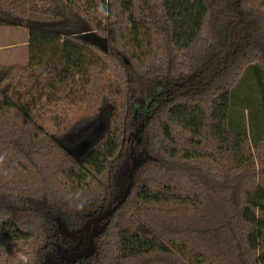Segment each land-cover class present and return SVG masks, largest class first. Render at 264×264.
Masks as SVG:
<instances>
[{
  "label": "trees",
  "instance_id": "16d2710c",
  "mask_svg": "<svg viewBox=\"0 0 264 264\" xmlns=\"http://www.w3.org/2000/svg\"><path fill=\"white\" fill-rule=\"evenodd\" d=\"M17 26L29 98L0 80V264L20 244L32 264H264V0H0ZM158 83L174 101L127 195L133 105Z\"/></svg>",
  "mask_w": 264,
  "mask_h": 264
},
{
  "label": "rangeland",
  "instance_id": "374dc122",
  "mask_svg": "<svg viewBox=\"0 0 264 264\" xmlns=\"http://www.w3.org/2000/svg\"><path fill=\"white\" fill-rule=\"evenodd\" d=\"M12 28L18 29L13 30ZM75 31L78 32L80 30ZM29 39L30 30L28 27L0 28V80L5 86L11 89L14 95L24 102L28 101L29 98L30 45L23 42H27ZM19 43L21 45H18ZM15 53L18 55L14 57ZM166 89L164 84L158 83L156 86H153L150 95L141 99L138 98L134 102L130 130L124 142L126 149H129V155L124 168L120 171V173L122 172L121 178L126 183L125 193L132 185V182H135L136 171L143 165L144 161L151 157L149 147H146L142 142L143 135L151 126V117L155 116L161 108L174 101L173 95H170ZM209 95H213V92H209ZM72 136L73 134L65 139L66 147L69 151L74 150L73 148L75 146L73 145L75 142L73 141L77 138V136ZM68 145L71 148H68ZM170 161L173 165H181L180 160ZM190 167L192 168L188 171L200 177L207 189L212 188L213 190H218L223 187L235 186L229 179L224 178V172L217 169L207 171L208 169L200 164L187 165V168ZM117 176H119V173ZM236 187L239 188V183L236 184ZM31 206L38 207L35 203H32ZM33 257L32 248L28 245L20 244L15 247L12 264H32Z\"/></svg>",
  "mask_w": 264,
  "mask_h": 264
},
{
  "label": "water",
  "instance_id": "95a60500",
  "mask_svg": "<svg viewBox=\"0 0 264 264\" xmlns=\"http://www.w3.org/2000/svg\"><path fill=\"white\" fill-rule=\"evenodd\" d=\"M76 34H79L80 36H82V38L85 41L98 46L99 48H101L104 51L109 50L108 40L97 35L94 32L89 31L88 29L81 30V31L77 32ZM86 147L87 146H85L84 144L80 145V146L76 147L73 151H69V154L72 157H74L75 159H79L80 154L84 153L87 150ZM130 190H131V186L126 193L127 195H129ZM63 226L64 225L61 224V227H63Z\"/></svg>",
  "mask_w": 264,
  "mask_h": 264
},
{
  "label": "crops",
  "instance_id": "0c3cea01",
  "mask_svg": "<svg viewBox=\"0 0 264 264\" xmlns=\"http://www.w3.org/2000/svg\"><path fill=\"white\" fill-rule=\"evenodd\" d=\"M18 27V26H17ZM0 28H11V27H0ZM13 30H17L18 28H12ZM23 43H26V44H29V41H27V42H23ZM18 45H21V43H19ZM17 45V46H18ZM4 49V48H3ZM16 55H18V54H16L15 53V55H14V57L16 56Z\"/></svg>",
  "mask_w": 264,
  "mask_h": 264
}]
</instances>
